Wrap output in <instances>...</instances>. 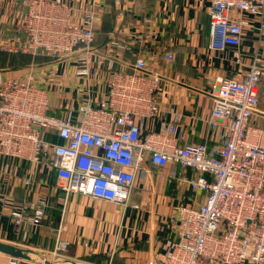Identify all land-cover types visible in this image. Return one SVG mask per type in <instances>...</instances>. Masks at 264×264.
I'll return each mask as SVG.
<instances>
[{
  "label": "built area",
  "instance_id": "built-area-1",
  "mask_svg": "<svg viewBox=\"0 0 264 264\" xmlns=\"http://www.w3.org/2000/svg\"><path fill=\"white\" fill-rule=\"evenodd\" d=\"M26 4L16 25L26 37L3 43V51L42 53L58 60L93 49L102 19L97 7L85 9L76 20L66 1ZM236 11L263 16L264 0H211L210 47L224 50L240 44L243 23L233 17ZM145 39L143 33L134 35L138 44ZM111 43L122 51L132 48L131 41ZM166 59L173 61L174 56L167 53ZM79 60L85 65L78 73L90 74L87 54ZM108 66L112 72L108 98L81 104L75 121L70 110L64 115L49 112L50 87L41 75L0 80V159L42 162L56 171L66 192L122 204H128L146 162L180 166L172 170L170 180L201 194V200L174 208L175 238L162 264H264V127L250 124L262 115L259 88L264 59L254 56L242 79L220 78L210 91L214 107L208 122L216 133L214 144L184 141L181 113L159 131H143L139 120L161 113L157 94L163 74L144 55L135 59L130 71L114 70L112 62ZM54 134L62 141H54L50 137ZM29 207L31 214L27 204L11 210L17 231L26 233L42 224L45 203ZM67 246L60 241L54 254L61 255ZM30 263L12 256L9 260V264Z\"/></svg>",
  "mask_w": 264,
  "mask_h": 264
},
{
  "label": "crops",
  "instance_id": "crops-1",
  "mask_svg": "<svg viewBox=\"0 0 264 264\" xmlns=\"http://www.w3.org/2000/svg\"><path fill=\"white\" fill-rule=\"evenodd\" d=\"M27 0H0V80L28 74L47 79L49 112L78 118L81 104H95L108 98L111 70H132L135 59L144 55L153 69L163 74L162 91L157 94L159 116L140 121L145 132L159 131L175 114H183L184 141L214 144L216 133L208 118L214 107L210 91L220 78L242 79L254 56L264 59V15L233 12L243 23L239 45L224 50L210 47L211 0H62L74 8V18L97 7L102 19L95 29L93 49L77 50L53 60L37 53H9L3 43L23 41L26 34L16 27L27 10ZM150 18L149 24L146 19ZM150 26V27H149ZM146 37L134 41L136 33ZM112 40L131 41L130 50H121ZM89 57L90 74L78 69ZM174 56L173 61L166 54ZM259 111L250 124L264 127V82L259 88ZM61 142L57 136H50ZM180 166H157L150 161L138 173L128 204L66 192L54 169L42 162L21 158L0 159V241L28 247L56 257L60 241L68 242L61 255L82 264H162V258L175 238L174 208L179 204H199L201 194L170 180ZM189 174L193 172L189 170ZM29 179L30 182L26 183ZM45 203L42 224L17 231L11 217L16 205ZM30 203V204H29ZM10 255L0 252V264H9ZM30 264H41L32 262Z\"/></svg>",
  "mask_w": 264,
  "mask_h": 264
},
{
  "label": "water",
  "instance_id": "water-1",
  "mask_svg": "<svg viewBox=\"0 0 264 264\" xmlns=\"http://www.w3.org/2000/svg\"><path fill=\"white\" fill-rule=\"evenodd\" d=\"M0 252L8 253L12 257L21 258L33 263L40 262L41 264H82L80 262L62 256L49 257L43 255L41 252L35 249L9 245L2 241H0Z\"/></svg>",
  "mask_w": 264,
  "mask_h": 264
},
{
  "label": "rangeland",
  "instance_id": "rangeland-1",
  "mask_svg": "<svg viewBox=\"0 0 264 264\" xmlns=\"http://www.w3.org/2000/svg\"><path fill=\"white\" fill-rule=\"evenodd\" d=\"M44 255V254H43ZM46 256H48L47 254H46ZM49 257H51V256H49Z\"/></svg>",
  "mask_w": 264,
  "mask_h": 264
}]
</instances>
